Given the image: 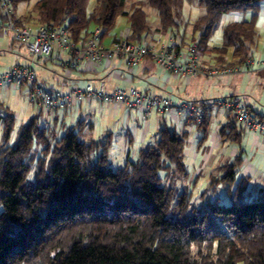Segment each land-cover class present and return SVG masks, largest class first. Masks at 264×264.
I'll return each mask as SVG.
<instances>
[{"label":"trees","instance_id":"16d2710c","mask_svg":"<svg viewBox=\"0 0 264 264\" xmlns=\"http://www.w3.org/2000/svg\"><path fill=\"white\" fill-rule=\"evenodd\" d=\"M29 1L11 0L19 25L14 11ZM95 1L88 11V0H37V22L63 25L81 43L94 27L101 38L109 35L124 16L128 41L141 42L150 30L144 10L150 6L162 30L190 25L200 49L222 14L249 11V18L223 26L218 48H231L234 62L242 63L255 43L264 0H135L128 8L126 0ZM184 2L203 8L192 22L183 18ZM206 123L204 114L198 127ZM0 126V264H264L263 192L248 200L237 188L229 203L202 207L193 205L186 187L174 186L186 175L185 132L163 127L136 160L112 168L109 138L83 141L69 127L51 142L33 116L8 145L15 126L10 111L0 115ZM38 144L49 156L32 172L28 156ZM234 167L222 166L220 181L231 184Z\"/></svg>","mask_w":264,"mask_h":264},{"label":"crops","instance_id":"0c3cea01","mask_svg":"<svg viewBox=\"0 0 264 264\" xmlns=\"http://www.w3.org/2000/svg\"><path fill=\"white\" fill-rule=\"evenodd\" d=\"M27 3L18 4L14 15L24 26L33 29L39 25L37 13L30 14ZM250 15L249 11L222 14L219 18H222L220 32L213 30L201 44L199 50L202 62L238 64L234 62L232 49L224 52L218 50L222 43V28L228 23L247 19ZM195 16L187 12L186 19L192 22L198 17ZM127 29L128 20L122 16L116 20L112 32L101 38V43L109 45L120 32ZM179 31V27L176 30H162L158 22L154 27L150 25V30L143 34L141 41L158 40L166 43L171 37H176L181 42H189L197 36V33L193 35L190 25H182ZM255 31V43L248 56L263 59L264 5L259 4ZM71 59V53L57 49L47 57H32L22 43L10 34L0 32V72L14 64H31L36 71L37 81L42 85L66 92L82 87L85 83H91L94 88L103 85L107 91L118 87H136L169 96L174 108L166 112L152 110L148 117H144L140 109H127L119 103H103L95 98H85L72 99L67 108L47 112L30 102L27 87L10 85L0 88V110L4 114L10 111L17 126L37 116L41 126L57 135L73 127L83 141L109 138V158L119 161V165L127 160H136L141 148L157 141L161 128L185 132L182 153L186 175L177 177L173 181L174 186L181 189L186 187L191 192V199L195 197L201 201L206 198V203L220 201L222 193L229 203L237 188H241L242 195L248 200L259 192L264 193V136L244 130L237 121L212 104L216 99L238 96L256 117L264 119V67H251L250 71L218 77L181 76L157 67L149 58L142 60L135 68H127L124 60L117 56L103 58L98 64L82 57L77 64L71 65ZM201 102L210 104L204 128L198 127V123L182 107L183 104ZM231 164H235L234 180L226 184L220 181L223 175L221 167ZM208 190L213 193L211 197L207 195Z\"/></svg>","mask_w":264,"mask_h":264},{"label":"built area","instance_id":"2783aa9c","mask_svg":"<svg viewBox=\"0 0 264 264\" xmlns=\"http://www.w3.org/2000/svg\"><path fill=\"white\" fill-rule=\"evenodd\" d=\"M0 32L10 34L22 43L32 57L50 56L54 49L71 53V65L82 57L98 64L103 58L117 56L124 60L127 68L137 67L142 60L149 58L157 67L174 75L218 77L241 71H250L251 67H264V58L248 56L238 64L203 63L196 41L181 42L171 37L166 43L158 40L130 42L129 30L120 32L109 45L101 43V31L94 27L81 41L75 43L68 29L63 25H38L30 28L19 25L14 20L11 0H0ZM13 85L16 88H28V98L37 107L49 112L67 108L72 99L95 98L103 103H119L127 109H140L144 117L152 110L166 112L174 108L169 96H163L136 87L115 88L111 91L103 85L94 88L85 83L70 92L42 85L31 64H14L0 72V88ZM215 106L237 121L244 130L264 136V119L256 117L238 96L220 98L213 101ZM209 103H189L182 107L196 123H199L209 107Z\"/></svg>","mask_w":264,"mask_h":264},{"label":"rangeland","instance_id":"374dc122","mask_svg":"<svg viewBox=\"0 0 264 264\" xmlns=\"http://www.w3.org/2000/svg\"><path fill=\"white\" fill-rule=\"evenodd\" d=\"M37 0H30L26 5H28L29 6V9H30V14H34V13H36V10H35V8H34V3L36 2ZM131 1H134V0H126V7H127V5H129V3L131 2ZM95 3H96V1L95 0H88V5H87V10L89 11V10H91L93 7H94V5H95ZM260 5H264V1H261L260 2ZM195 8H196V10H195ZM32 9V10H31ZM144 10H145V12H146V14H147V18H148V20H149V23H150V25H151V27H154L157 23H158V20H157V14H156V11L152 8V7H150V6H145L144 7ZM195 11L197 12V15L196 16H198L199 14H201L202 12H203V8L202 7H198V6H196L195 4H189V3H187V2H184V7H183V18L184 19H186L187 18V12H189V14L192 16H195ZM195 16V17H196ZM120 18H122V16L121 17H118V20L120 19ZM191 18H193V17H191ZM221 25H222V18L221 19H219L218 20V23H217V25L214 27V32L216 31V33H219L220 32V28H221ZM181 28H182V25L181 26H179V30L181 31ZM179 31V32H180ZM214 34V33H213ZM227 51H231V48H227ZM224 55H226V53L225 54H222V56L223 57H225ZM0 114H4V111L3 110H0ZM44 129H46V130H48L46 127H43ZM16 129H17V122L15 123V126H14V129H13V131H12V133H11V135H10V138H9V140H8V145H12L13 143H14V141H15V136H16ZM48 136H49V138H50V140H51V142H53V137L54 136H58L56 133L54 134V132H50L49 130H48ZM61 134V133H60ZM2 142V139H1V126H0V143ZM98 151L97 150H95V149H93V151H92V155L94 156L96 153H97ZM46 155V154H45ZM44 155V152L42 151V148H41V145L40 144H38V145H34V148H33V150H31V152H30V155L28 156V159H31V171L33 172V171H35L36 170V168H37V166H38V163H39V161H41V159H42V161H43V157L45 156ZM49 156V154H47V156H45V160L44 161H46ZM119 161H114L112 158L110 159V165H111V167L112 168H115L116 166H120L119 164L120 163H118ZM179 189H181V188H179ZM210 191L211 190H208L207 191V195L208 196H212V192L210 193ZM219 191L217 190V193H218ZM251 198H249V200H250ZM192 203H193V205L194 206H204V207H206L207 206V203H206V198H204L203 200H201V201H198L195 197H193L192 199ZM220 202L221 203H224V204H227L228 203V201H227V199H226V196H225V194H221V199H220ZM191 252H192V254H194L195 255V253H196V248H195V246H192V248H191ZM239 264H241V263H239Z\"/></svg>","mask_w":264,"mask_h":264}]
</instances>
